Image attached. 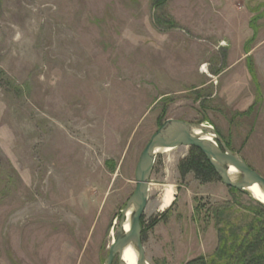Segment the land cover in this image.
<instances>
[{"label":"rangeland","instance_id":"rangeland-1","mask_svg":"<svg viewBox=\"0 0 264 264\" xmlns=\"http://www.w3.org/2000/svg\"><path fill=\"white\" fill-rule=\"evenodd\" d=\"M164 2L2 0L0 264H104L141 153L169 119L212 126L264 177V0ZM189 153L156 159L148 264L208 256L218 229L253 218L249 193L182 179Z\"/></svg>","mask_w":264,"mask_h":264},{"label":"water","instance_id":"water-1","mask_svg":"<svg viewBox=\"0 0 264 264\" xmlns=\"http://www.w3.org/2000/svg\"><path fill=\"white\" fill-rule=\"evenodd\" d=\"M181 147L199 149L226 187L252 196L250 190L257 186L264 196V177L252 170L239 153L232 151L212 126L166 120L141 153L135 173L136 189L122 211L116 238L109 247L104 264H114L115 261L126 264L123 256L129 247L136 255V264H148L141 220L150 200L151 176L160 153ZM253 199L264 206L258 199ZM126 223L129 224L128 229Z\"/></svg>","mask_w":264,"mask_h":264},{"label":"trees","instance_id":"trees-1","mask_svg":"<svg viewBox=\"0 0 264 264\" xmlns=\"http://www.w3.org/2000/svg\"><path fill=\"white\" fill-rule=\"evenodd\" d=\"M164 3V0H152V5L159 10H163ZM1 4L2 0H0ZM255 20L256 17L251 20V27ZM169 24L175 25L173 21ZM255 38L256 31L252 39L247 42L249 46L245 47L247 51L250 49L249 43ZM227 146L230 148L228 142ZM178 170L182 179L193 174L195 179L203 185L220 180L205 155L196 148H190L189 155L179 162ZM255 203L256 206L252 209L253 218L249 223L240 228L229 226L218 229L219 242L214 252L208 256H198L186 264H264V206L258 202ZM141 224L144 227L143 218Z\"/></svg>","mask_w":264,"mask_h":264},{"label":"bare ground","instance_id":"bare-ground-1","mask_svg":"<svg viewBox=\"0 0 264 264\" xmlns=\"http://www.w3.org/2000/svg\"><path fill=\"white\" fill-rule=\"evenodd\" d=\"M202 71L204 73H206L203 69H202ZM169 151H171V150H166V151H164V153L169 152ZM250 191L252 193V197H254L255 199H258L261 203H264V196L261 193V191L258 189L257 186H254L253 188H251ZM174 195L175 194L171 188L167 189L164 192L162 202H161V206H160V211H166L167 209H169L171 207V205L173 204V201H174ZM128 225L129 224L126 223V229H128ZM123 257H124V261L126 264H136V260H137L136 255L130 247L125 250Z\"/></svg>","mask_w":264,"mask_h":264}]
</instances>
